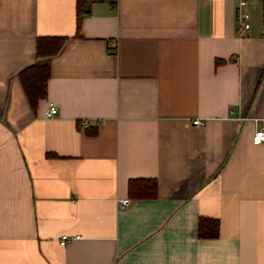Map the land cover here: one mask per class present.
Here are the masks:
<instances>
[{"label": "crops", "instance_id": "1", "mask_svg": "<svg viewBox=\"0 0 264 264\" xmlns=\"http://www.w3.org/2000/svg\"><path fill=\"white\" fill-rule=\"evenodd\" d=\"M238 1L98 0L76 35V0H0V264H264V0L242 32ZM39 36L68 40L34 109Z\"/></svg>", "mask_w": 264, "mask_h": 264}, {"label": "trees", "instance_id": "2", "mask_svg": "<svg viewBox=\"0 0 264 264\" xmlns=\"http://www.w3.org/2000/svg\"><path fill=\"white\" fill-rule=\"evenodd\" d=\"M94 1L98 0H76V35H80L81 20L89 13L90 5ZM66 40H68L67 36H39L36 39V57L40 61L25 68L19 74L25 95L34 109L38 101L46 95V82L50 74L47 60L61 50ZM215 62L218 64L224 60L216 59ZM156 189V182L151 179H130L128 181V192L136 198L154 197ZM218 228L217 219L199 217L196 233L201 238H213L218 235Z\"/></svg>", "mask_w": 264, "mask_h": 264}, {"label": "built area", "instance_id": "3", "mask_svg": "<svg viewBox=\"0 0 264 264\" xmlns=\"http://www.w3.org/2000/svg\"><path fill=\"white\" fill-rule=\"evenodd\" d=\"M247 5V0H239L236 6V27L239 32L245 31L250 27V13L246 9ZM111 46L114 47V44L111 43ZM57 107L53 103L48 104V108L46 111V116L47 117H52L57 114ZM192 124L194 125H200L202 124V120L200 119H193ZM88 122L83 123V127H87ZM252 142L253 144H260L264 142V129H257L254 131L253 136H252ZM129 199L128 198H123L119 200V203L121 206H125L129 204ZM62 240H69L70 238L67 235H62L61 236ZM75 238V237H72Z\"/></svg>", "mask_w": 264, "mask_h": 264}]
</instances>
